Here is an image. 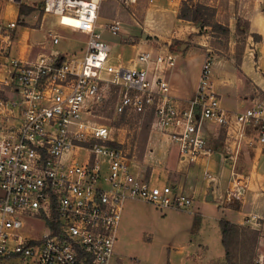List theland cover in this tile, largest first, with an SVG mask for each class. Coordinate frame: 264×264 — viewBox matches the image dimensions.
<instances>
[{
  "label": "built area",
  "instance_id": "2783aa9c",
  "mask_svg": "<svg viewBox=\"0 0 264 264\" xmlns=\"http://www.w3.org/2000/svg\"><path fill=\"white\" fill-rule=\"evenodd\" d=\"M103 1L26 2L83 31L86 39L77 55L50 51L34 59H7L4 81L11 85V97L0 98V260L16 256L23 264H110L125 201L190 208L191 196L173 183H154L134 170L118 138L92 118L109 87L118 88L115 112L150 113L151 124L168 136L186 163L213 151L211 125L224 134L223 148L233 161L246 143L264 148V99L242 109L224 106L211 87L208 56L192 95L181 99L170 93L164 74L176 63L171 49L140 51L128 65L111 61L110 45L97 28ZM64 15L76 22H64ZM16 23L0 15V51L10 49ZM102 27L115 35L119 20L109 19ZM48 34L51 43L58 42V33ZM204 174L212 178L209 169ZM230 174L225 202L242 199L248 186L247 174L238 172L235 163ZM28 218L42 221L38 235L30 233L31 224L26 231ZM252 264H264V254Z\"/></svg>",
  "mask_w": 264,
  "mask_h": 264
},
{
  "label": "rangeland",
  "instance_id": "374dc122",
  "mask_svg": "<svg viewBox=\"0 0 264 264\" xmlns=\"http://www.w3.org/2000/svg\"><path fill=\"white\" fill-rule=\"evenodd\" d=\"M39 4L41 0H35ZM193 4L182 7L181 1L178 2L179 10L183 8V14L190 16L192 24L197 28L195 35L187 33L188 27L184 24H179V29L183 34V40L187 44L195 45L194 49L202 51L205 56H208L212 62L216 61L218 56L226 59L227 62V76L233 83L241 87L243 84H248L249 79L243 73V59L242 53L245 48L251 51L249 62L252 66L256 67L253 62L257 55L262 54V65L256 67L260 74L264 76V39L262 40L259 52L255 48L257 39L255 40L253 33L249 32L248 16L254 8L264 11V0H192ZM29 0H22L21 3L14 2H0V15L7 20H17L15 32L16 37L13 39L10 49L0 51L4 56H0V62L7 61L10 56H18V53L12 52L13 47L22 45L28 46L30 52V59H34L40 53L53 52H66L70 54H79L84 45L86 34L74 27L58 23L56 17L50 13H44L40 8H34L25 14L19 13V6L27 4ZM202 5L197 9V4ZM192 4V5H191ZM128 5V4H127ZM126 4L117 0H104L100 8L99 15L102 17L113 18L121 20L122 22L134 23L137 25L135 33L121 27L119 31L106 41L112 45V51H123L122 55L126 58L131 55V51L124 48V45L132 41L133 38L138 41L147 42L150 44L162 47L163 44H168L164 39L167 37V32L171 28V11L169 8L159 7V12L152 13L150 16L151 21L158 25L160 35L155 33H148V30L141 23L142 17L140 12L134 8H129ZM197 12H203L204 18L208 24L203 26L196 25L193 20ZM180 13V11H179ZM5 14V15H4ZM178 14V12H176ZM124 16H128L130 21H127ZM186 20V18H185ZM220 21L223 25H216L215 21ZM63 21L69 24L76 22L73 18L63 16ZM107 20L97 18L98 23H103ZM186 23V21H183ZM231 23L229 32L224 30V26ZM140 26H139V24ZM26 32L24 37L23 31ZM56 32L59 34V40L56 43L49 42L50 35L48 31ZM104 30V29H103ZM126 32V37L123 40L120 36ZM147 32L146 37H142V32ZM113 35V34H112ZM149 38V39H148ZM156 40H160L159 42ZM170 42H173L170 41ZM169 42V43H170ZM31 44V45H30ZM187 44L184 46L186 47ZM177 49L179 46H175ZM53 48V49H52ZM63 50V51H59ZM203 58V59H204ZM190 66L195 65L194 60L189 61ZM242 65V66H241ZM217 70L221 69L217 67ZM233 78V79H232ZM8 78H0V98L10 99L11 85L4 80ZM242 82V83H241ZM118 88L109 87L105 93L104 99L93 107L92 118L106 124L111 130V134L117 137L120 145L125 154L133 162L132 165L141 173H150V167L141 165L140 161L143 159L147 137L151 129V114L145 113H131L123 114L114 111V105L117 98ZM259 99H264V93L259 92ZM258 100V99H257ZM149 122V127L145 128V124ZM249 136H253L254 132L249 129ZM210 144L220 149L223 143L224 134L212 125L209 127ZM218 136V137H217ZM220 136V137H219ZM264 149V148H262ZM142 153L141 158L140 153ZM254 147L248 143L244 144L238 153L235 168L248 175L247 182L250 181L248 167L250 165V157L253 155ZM261 152H264L262 150ZM261 152H258L261 153ZM158 154V153H156ZM159 155V154H158ZM241 160V161H239ZM260 160L264 162V153L260 156ZM198 174L196 177L197 188L191 195L192 203L189 209H179L175 207L159 208L150 202L143 200H128L125 201L122 208L120 225L117 229V238L114 245V252L110 259V264H191L190 258L196 254L203 255L202 245L198 242L203 239H211L210 251L208 255H213L214 251L222 250L220 241V217H227L222 210L214 208V216H212L211 206L207 197L203 194L206 186L211 183V179L203 177L204 166L200 163ZM168 168V167H167ZM211 170V169H210ZM212 171V170H211ZM162 169L154 170L156 175L162 174ZM227 176V175H226ZM231 177L230 170L229 176L226 178L228 184ZM172 183V182H169ZM203 188L199 190L200 187ZM259 187L264 186V178L260 180ZM248 189V187H247ZM246 189V190H247ZM225 193V191H224ZM246 193V191H245ZM244 193V195H245ZM224 196V194H223ZM244 197V196H243ZM231 204L233 201L228 202ZM219 219H218V218ZM33 225L34 228L30 230L33 235H38L44 228L41 220L28 218L26 221V231H29L28 225ZM204 225V228L202 226ZM243 224L257 228L258 236L256 240L248 239L246 248H251V264L258 258L260 254H264V214L254 217L252 221H247ZM207 231V233H206ZM255 232H245L240 234L254 236ZM254 240V241H253ZM247 250L244 248V251ZM236 264H243L245 260L241 258L240 253L236 254ZM193 260H191L192 262ZM0 264H23L22 261L12 256ZM193 264V262H192ZM212 264H218L212 263Z\"/></svg>",
  "mask_w": 264,
  "mask_h": 264
},
{
  "label": "crops",
  "instance_id": "0c3cea01",
  "mask_svg": "<svg viewBox=\"0 0 264 264\" xmlns=\"http://www.w3.org/2000/svg\"><path fill=\"white\" fill-rule=\"evenodd\" d=\"M180 1L181 3H183L182 7L185 6V3L188 4L186 7L190 6V3L193 4L192 0H135L134 2H131L128 5L126 4L127 6H129L130 9L135 7L136 11L140 12L142 17L141 23L144 25V27L147 28L148 33L153 32L157 36L160 35L159 29H157L160 23L156 24L155 22L151 21L150 16L152 13L159 12L156 10H159V7L169 8V11H171V28L167 32L168 36L164 37L168 44H163L162 47H158V45H155L154 43L150 44L139 40L137 41L134 37L132 41L124 45V48H127L132 52L128 58L122 55V52H124V50L113 52L112 45L110 46L109 55L111 61L116 64L123 63L125 65H128L130 64V58L140 51L149 50L152 53H156L157 51H160L164 48L171 49L169 47V44L173 42L170 41H174V39H183V34L185 33L184 31L181 32L180 30H178L180 28L179 24H184L188 27L189 30H187V33L189 35H195L194 31L197 28H195V25L191 23V20H188L190 19V16L188 18V16H185L183 14V8L182 10H179L180 13L178 11V2ZM3 2L4 1H1V3ZM176 12H178V14H176ZM124 17L127 21H130V18L128 16ZM98 18H103L105 20L113 19L108 17H102L99 14ZM56 20L58 21L57 17ZM248 20L249 32L257 33L260 35L259 39L256 41L255 44V48H257V50L260 52L262 50V40L264 39V11L254 8L253 10H251L248 16ZM183 21H186V23H184ZM119 25L120 29L121 27L125 28L124 31L130 30L132 31V33H135L136 31L135 27L137 25H135L134 23H125L119 20ZM196 25H198L197 22ZM227 26L229 27L230 31L231 23L229 22ZM97 28L101 31L105 40H107L108 38H113L114 35H112L109 30L102 27V23L97 22ZM26 32V30L23 31L24 37L26 36ZM144 33L147 36V32L144 31L142 32V37H144ZM125 37L126 32L122 31L120 39L124 41ZM156 41L159 42L160 40ZM25 43L26 37L22 45L13 47L12 52H19L18 57H30V52L28 51L29 48L25 45ZM186 44V42H182L178 45V49L176 47H174V49H171L176 55V63L171 68L166 69L164 73L169 83L170 93L174 97L180 99L189 98L192 95L198 82V77L204 58V53L202 51L194 49L195 45L187 44V46L184 47ZM181 45L183 47H181ZM250 53L251 51H249L247 48H245L244 52L242 53L243 66H241L243 67V73L245 74V77L249 79V83H244V86L241 87L239 86V84H236L237 79H235L236 81L233 83V80L230 81L229 78H226V65L228 62L226 59L222 58L221 56H218L216 58L217 60L213 62V68L211 63V87L218 93L221 103L228 108L242 109L245 106L254 102L255 100L259 99V92L264 93V76H262L259 73L260 71L256 68L258 66H263L261 60L262 54L259 53L256 59L253 60V62L257 64L255 67L252 66L249 62V58L251 57ZM190 60H194L195 65L190 66ZM217 67L221 70L218 71ZM0 78H9L7 61L0 62ZM222 145L223 143L221 144L220 149H217L212 146L213 151L204 159L198 160L196 162L186 163L184 160L179 158L176 146L170 141L168 136L151 124V129L148 133L143 159L142 161H140L141 165L150 167L151 171L148 174L141 172L140 173L146 175V177H149V179L154 183L172 182L185 194L189 195L193 194L197 188L196 177L198 174V169L200 167L198 163H200L204 166V170H212H210L212 178H208L203 172L204 178L211 179V183L206 186V189L203 194L207 197V200L209 201L212 216L215 218L213 210L214 208H217L218 210H222L227 216L226 219L230 221L242 224L247 221H252L254 217H259L261 216V214H264V186H258L260 184V180L264 178V162L260 160V156L262 155V153H264L261 151L264 149L254 148L253 155L250 157V165L248 167V171L250 173L249 176H251L250 181H248V189L246 190V193L242 199L233 200V203L235 204H231L224 201L223 194L227 187L226 178L229 176V170H231V165L236 163V160L233 161L230 158V153L228 152V150L224 149ZM258 152L261 153L258 154ZM156 153H158L159 155ZM133 169L139 171L134 167ZM157 169H162L163 172L161 175H156L154 173V170ZM202 188L203 186L200 187L199 190H201ZM202 226L204 228L203 224ZM198 244L202 245L203 255L196 254L194 256H191V264L192 262L193 264H207V262L211 259H222L224 257V247L222 242V250H218V252L215 250L213 255H208V251H210L211 247V239H207V237L206 239L202 238L198 242ZM4 260L6 259L3 258L0 261ZM191 260L193 261L191 262Z\"/></svg>",
  "mask_w": 264,
  "mask_h": 264
},
{
  "label": "trees",
  "instance_id": "16d2710c",
  "mask_svg": "<svg viewBox=\"0 0 264 264\" xmlns=\"http://www.w3.org/2000/svg\"><path fill=\"white\" fill-rule=\"evenodd\" d=\"M202 5L200 3L197 4V9L201 8ZM32 9H34L32 6H27V5H20L19 6V13L20 14H25L30 12ZM204 13L203 12H197L193 20L198 23L199 26H203L208 24L207 20L204 18ZM216 25H223L218 21H215ZM224 30L226 32H229V27L226 25L224 26ZM253 36L255 40L259 39L260 35L257 33H253ZM184 42L183 39H174L173 43L169 44V47L171 49H174L175 46L179 45L180 43ZM149 122H147L144 126L145 128L149 127ZM223 146V145H222ZM142 153H140V157L142 156ZM219 226H220V232H221V242L224 247V257L222 259H211L207 262V264H212V263H218V264H236V254H238V251L240 253L241 258L245 260L243 264H251V259H252V254H251V248L248 249L246 248V242L248 239L250 241L252 239L256 240L257 238V228H254L252 226L242 224V223H236L233 221H230L226 218H220L219 221ZM245 232H255L256 234L252 237H249L248 235H242L240 234L245 233ZM253 240V241H254ZM244 248L247 249L244 251Z\"/></svg>",
  "mask_w": 264,
  "mask_h": 264
},
{
  "label": "bare ground",
  "instance_id": "6f19581e",
  "mask_svg": "<svg viewBox=\"0 0 264 264\" xmlns=\"http://www.w3.org/2000/svg\"><path fill=\"white\" fill-rule=\"evenodd\" d=\"M64 17L72 18L71 16L64 15ZM74 19V18H73Z\"/></svg>",
  "mask_w": 264,
  "mask_h": 264
},
{
  "label": "water",
  "instance_id": "95a60500",
  "mask_svg": "<svg viewBox=\"0 0 264 264\" xmlns=\"http://www.w3.org/2000/svg\"><path fill=\"white\" fill-rule=\"evenodd\" d=\"M144 37L146 36V34L144 33V35H143ZM181 47H183L182 45H181Z\"/></svg>",
  "mask_w": 264,
  "mask_h": 264
}]
</instances>
